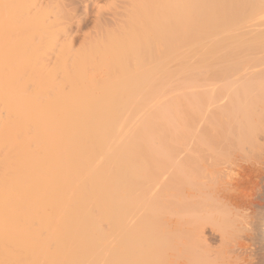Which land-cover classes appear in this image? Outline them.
Listing matches in <instances>:
<instances>
[{"label":"bare ground","instance_id":"obj_1","mask_svg":"<svg viewBox=\"0 0 264 264\" xmlns=\"http://www.w3.org/2000/svg\"><path fill=\"white\" fill-rule=\"evenodd\" d=\"M49 2L0 0V264H264V0H127L77 48Z\"/></svg>","mask_w":264,"mask_h":264},{"label":"rangeland","instance_id":"obj_2","mask_svg":"<svg viewBox=\"0 0 264 264\" xmlns=\"http://www.w3.org/2000/svg\"><path fill=\"white\" fill-rule=\"evenodd\" d=\"M38 1H40L41 7H42V5L45 6L47 3L50 4L49 0H37V5H36L37 7L39 4ZM61 1H62V3L64 2L62 5L65 7L64 9L67 11V13L69 12V14L71 15V16H69V14L66 13L67 16H69L68 20H70V21L66 20L67 22H69V24L67 23L68 24L67 25V31H65L64 33H66L67 35L70 34L69 37L72 39H70L68 36H66V34L62 33L60 36V38H61L60 41L63 42L65 40L70 39L68 41H70L72 44L74 43L73 45L76 46V48L79 47L83 43V41L88 39V38H86L87 37L86 35L90 36V34H91L93 37V35L96 36V34L99 33L98 32L99 30H96L97 31V33H96L95 27H96V29L101 28V27L97 28V26H98L97 24H100V21L103 22L106 20V22H103V24L105 25L106 23L108 24V22H109L108 25L110 26V22L114 18H116V19H114L115 23H116L117 19H120V20L124 19L125 20L126 16L123 14L128 13V11H126L127 8L131 9V5L129 7V4L127 5L125 3L127 0H60V2ZM52 3H53V0H52ZM34 8H36V7H34ZM98 14L104 20H100L101 17L99 16L100 21L96 24L95 18H98V17H96ZM110 19H111V21H110ZM260 19L262 21H264L263 17H260ZM260 19L257 18L254 21L250 22V24L245 25L242 28V30L245 31V27L249 25V27L246 28V31L249 30V32L252 31L251 33H255L258 29L263 28V26H259V24L261 23ZM107 20H108V22H107ZM119 23H122V22H119ZM103 24H102V28H103ZM95 25H97V26H95ZM108 25H106V26H108ZM250 26L252 27V29ZM240 32H243V31H240ZM249 32H248V34H249ZM103 75H104V73L102 71H95L96 77H101ZM253 171H254L253 169L251 171L248 170L249 176L245 174L248 177L244 176V178L246 180H249V181L252 178L253 179V180L251 179L252 182L254 180H256L255 176H254V175H256L255 174L256 171H254V172ZM247 178H249V179H247ZM252 182H249V183L251 184ZM103 226H104L105 230L109 229V224L107 222H105L103 224ZM173 252L174 251L172 249H169L168 251H166V253H165L166 264H175L174 263L175 257H174Z\"/></svg>","mask_w":264,"mask_h":264}]
</instances>
